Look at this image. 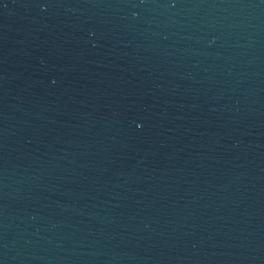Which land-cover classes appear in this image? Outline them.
Returning a JSON list of instances; mask_svg holds the SVG:
<instances>
[{
  "label": "water",
  "instance_id": "water-1",
  "mask_svg": "<svg viewBox=\"0 0 264 264\" xmlns=\"http://www.w3.org/2000/svg\"><path fill=\"white\" fill-rule=\"evenodd\" d=\"M0 264H264V0H0Z\"/></svg>",
  "mask_w": 264,
  "mask_h": 264
}]
</instances>
